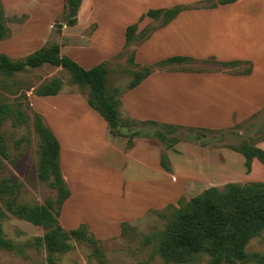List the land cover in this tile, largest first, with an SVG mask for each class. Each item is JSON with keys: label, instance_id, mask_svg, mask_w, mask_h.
I'll use <instances>...</instances> for the list:
<instances>
[{"label": "rangeland", "instance_id": "obj_1", "mask_svg": "<svg viewBox=\"0 0 264 264\" xmlns=\"http://www.w3.org/2000/svg\"><path fill=\"white\" fill-rule=\"evenodd\" d=\"M136 1L138 2L135 6L144 13L150 8H155L148 6L150 3L162 0H134ZM179 1L181 4L178 5H182L183 2L186 6L183 10H186L189 7H209L216 0H195L188 4L187 0ZM119 2L121 6L124 4V0ZM36 3L35 0H0V13H3L4 23L9 29L6 37L0 41V53H5L13 59L24 58L31 53L30 41L34 37L31 26L36 23L32 19V8L37 6ZM250 4H253L255 9L262 8L264 11V3L258 6V1L255 0L238 6L236 11L250 12L248 7ZM175 5L166 4L161 7L167 8ZM262 13L259 23L262 22L264 25V12ZM57 20H60L62 25L64 15L62 14L49 26V37L46 44L86 42L87 36L94 28L91 24L77 37H64L63 25L59 28ZM162 23V16L153 20H145L143 22L144 34ZM155 30L151 31V34ZM141 41H134L119 53L105 60L108 67L105 84L108 93L113 94L115 99H120L129 90L136 77V70L147 63L137 65L132 59V51ZM241 41L246 46L254 48L258 44L259 49H262L263 44V49L254 53H251L249 49L247 54L253 55L254 58L241 59L243 63L235 68L225 67L216 64L215 60H210L208 63L200 61L174 63L169 65L168 69L182 72L213 71L238 75L235 72L245 70L250 65H252L253 72L255 67L253 59L258 60L257 62L262 67L261 64L264 65V37L262 40L260 35L249 33ZM23 42L31 46L28 47ZM168 51V47H163L154 54L167 55ZM231 53L237 55L240 52ZM170 70L155 71L169 72ZM55 78L62 81L60 91L63 93L77 92L85 98L91 95L90 86L76 83L72 74L61 66L45 63L38 67L17 71L13 75L0 72V98L13 110L12 115L3 122L1 127L7 146V157H4L0 164V208L5 211V215L0 218V236L9 243V246L10 244L12 246L6 247L0 244V264H50L48 262L49 251L39 242V239L50 228L35 225L16 216L7 210L6 203L12 198H15L18 204L27 205H42L49 201H56L57 189L52 187L49 181L39 177L41 139L35 128L37 110L32 103L36 89L41 84ZM256 86L258 90L260 83ZM155 88L158 94L161 93V98L154 99V101L150 98V101H160L163 105L165 103L169 105L165 114L166 118L179 116V113L175 111L176 100L185 99L184 103L189 109H195L192 104L195 101L192 92L196 90L193 80L164 81ZM232 98V101L228 103L233 107L239 106L235 97ZM83 100L74 105L76 109H73L71 105V107L64 108L68 106L64 104L60 107L62 112H51L60 130L61 145L65 148V171L75 193L73 202L61 208L58 220L66 229L87 224L89 227L87 235L94 234L98 241L93 244L86 239H70L68 249L53 253L55 262L58 264H101L99 262L102 258L110 264H212L211 256L205 252L196 254L190 261L166 262L158 252L155 236L158 232L164 231L169 221L174 219V207L179 206L181 198L189 200L208 187L222 188L228 182L240 184L253 181L264 182V165L256 160L252 164L251 171L248 172L244 164V156L231 148L242 142L264 148V106L255 114L253 113L254 115L251 114L253 116L242 119H239L237 113L233 112L232 123L217 126L205 125L206 121L201 122V125H191L154 119L149 120H154L157 124H149L140 123V121L149 120L137 118L140 121L134 124L133 119L122 110L120 100L118 109L121 125H124L122 130L129 133L133 130H140L145 136L136 137V139H144L155 147L160 152L159 156L158 151L147 150L143 147L134 153L124 152L122 142L118 138L109 140L107 130L104 132L105 120L102 115L94 108L92 110L94 114L87 112L85 106L80 105L87 103L84 98ZM44 106L41 105V107ZM180 116L191 117L189 114ZM213 121L216 123V120ZM162 123L184 127L171 128ZM186 127L203 129L192 130ZM159 131H167L168 137H176L181 141L174 147H168L167 143L164 144L160 138H157ZM161 154L169 159L172 169L170 172L165 170L166 175L164 176L161 173L163 167L159 165ZM2 187L6 188L7 192L3 191ZM140 199H145L147 202L159 199L164 203L146 208L131 220H124L126 223L121 227L122 222L118 223L119 217L128 212L129 207H142L137 201ZM54 207L58 209L57 205ZM104 222L106 226H110L108 231L102 228ZM245 249L249 253L264 254V228L249 240ZM255 261L256 259L247 264H254Z\"/></svg>", "mask_w": 264, "mask_h": 264}, {"label": "crops", "instance_id": "obj_2", "mask_svg": "<svg viewBox=\"0 0 264 264\" xmlns=\"http://www.w3.org/2000/svg\"><path fill=\"white\" fill-rule=\"evenodd\" d=\"M35 1H37V6L32 8V19L36 22L31 26L33 27L31 29L34 36L30 41L32 46L29 43L23 42V44L26 43L28 47L31 46V52L46 45L49 37V26L64 14L66 3V0ZM119 1L120 0H82L77 13L76 24L67 25L63 22L62 33L64 37H77L91 24L94 25V28L87 36L86 42L59 43L61 53L71 56L85 68H90L122 51L126 44V27L130 23L136 22L143 13L141 12L142 10H138L135 6L138 1L124 0L122 6ZM187 1H189L187 2L188 4L195 0ZM248 1L250 0H237L233 3L218 4L215 7H189V9L178 12L167 24L157 27L146 40H142L144 42L141 41L142 43L140 42L136 45L135 49H133L135 51V62L140 64L145 62L153 63L173 55H186L196 59H210L215 57V59L221 61L241 60L243 58L247 59L248 57L254 58L253 55L247 54V51L249 49L252 51L251 53L257 50L260 51L263 49V44L262 49H259L258 44H256V48L249 47L246 46L241 39L246 34L255 33L260 35L263 40L264 25H262V22L259 23V19L264 11L262 8L255 9L253 4L248 6L250 12L236 11L238 6ZM255 1H258V6L264 3V0H262V3L261 0ZM166 4L178 5L181 4V2L179 0H176V2L175 0H170L169 2H167V0H162L160 2L150 3L148 6L164 9V7L161 6H166ZM145 20H153V18L146 16L139 23L137 32L143 29V22ZM163 47L169 48L167 55L164 53L160 55L154 54L158 49H162ZM231 52L240 53L236 55ZM253 60L255 67L253 72L251 71L248 74L232 75L224 72H202L199 70H194L192 72L175 70H170L169 72H152L140 84L121 96L122 110L131 118L135 119L168 120L191 125H201V122L205 121V125L211 126L230 124L233 122L231 118L233 112L237 113L239 119L249 117L264 106V65L261 64V67L257 62L258 60ZM171 80H178L179 82L193 80L196 86V90L192 92V97L195 99L192 104L195 106V109L192 108V110H190L184 103L185 99L176 100L175 111L179 113L177 118H166L165 114L169 108L167 103L163 105L160 101H150V98H152L153 101L154 99L158 100L161 98V93H157V88H155V86H160L164 81L167 82ZM259 83L260 88L258 87L257 90L256 85L259 86ZM82 96V94L77 92L63 93L61 91L56 95L35 94V99H33L32 102L33 106L37 112L44 116L46 122L55 133V136H57L60 144H62L61 136H59L60 130L51 112H62V108L60 107L64 106V104L68 105L64 106V108H68L71 105L73 109H76L74 105H76L77 102L84 101V98L87 103H81L80 105H84L87 112L90 111L94 114V111H92L93 108L89 105L87 98L84 96L82 98ZM232 97H235L239 106L233 107L232 104L230 105L228 103L232 101ZM41 105L45 106L41 107ZM188 114L194 119L188 116ZM180 115L188 117L183 118ZM213 120H216V123ZM105 123L103 129L105 130L104 132L107 130L109 140H117L118 138L119 141L122 142L124 152L134 153L141 147L147 150L154 149L158 151L155 147L144 141V139L135 138L134 145L129 147L127 138L111 134L106 120ZM64 151L65 148H62L61 145L60 163L63 176L71 190V195L67 198L62 207L70 205L75 196L73 185L69 182V176L65 171L66 160ZM158 153L160 156L159 151ZM256 160L257 159H254L253 163ZM159 165L161 167L160 160ZM161 173H163V176L166 175L164 168L161 169ZM166 191L169 192L168 189H166ZM137 201L142 207H129L128 212H125L119 217L118 223L124 222V220H131L148 207H156L164 203L159 199H154V202H147L145 199ZM74 221L75 220H73V222ZM103 225L102 228L106 230L110 227L106 226L105 222ZM75 227L76 226L72 228Z\"/></svg>", "mask_w": 264, "mask_h": 264}, {"label": "trees", "instance_id": "obj_3", "mask_svg": "<svg viewBox=\"0 0 264 264\" xmlns=\"http://www.w3.org/2000/svg\"><path fill=\"white\" fill-rule=\"evenodd\" d=\"M235 1L237 0H216L209 7H215L218 4L233 3ZM81 3L82 0H66L63 15L64 22L67 25L76 24L77 13ZM185 8L186 6L182 4L165 7L164 9L150 8L145 11L136 22L126 27L125 47H128L136 40L141 41L146 39L151 34V31L156 29L146 34H144V29L137 32L139 23L146 16L153 19L162 16L163 23L158 26L161 27ZM57 23L60 28L62 22L57 20ZM8 30L4 23L3 13L1 12L0 41L6 37ZM131 55L135 62L134 50ZM210 60H215L216 64L230 68H235L243 63L238 59L221 61L215 58L196 59L186 55H173L153 63H146L138 68L135 72L136 77L130 85L129 90L140 84L155 70H170L168 66L171 64L183 63L184 61L208 63ZM45 63L65 68L72 74L76 83L90 86L91 95L87 98V101L106 120L111 134L127 138L129 147L134 145L136 137L145 136L140 130H133L130 133L122 130V126L124 125H121L122 121L118 109L120 99H115L113 94H109L105 84L107 83L106 73L108 72L105 61L90 68H85L71 56L62 54L59 43L43 45L24 58L19 59H13L5 53H0V72L6 75H13L17 71H24L29 67H38ZM136 64L141 65L140 63ZM251 71L252 65L245 70L235 72V74H248ZM61 82L59 78H55L43 83L36 89L35 93L37 95H56L60 93ZM12 113L11 106L0 98V164L3 158L7 157V146L2 135L1 127L3 122ZM132 119L134 124L140 121L134 118ZM141 122L157 124L154 120ZM162 124L171 128H176V126L184 127L170 123ZM35 128L41 139L39 177L42 180L49 181V184L57 189L56 201H49L47 204L42 205H27L18 204L15 198H12L7 201L6 207L8 211L20 218L30 221L35 225L50 228L39 239V242L49 251L48 262L50 264H58L55 262L53 253L68 249V241L70 239H86L93 244L98 239L94 234L87 235L89 231L87 224L66 229L58 220L64 202L71 195V190L63 176L60 163L61 144L44 116L39 112L35 114ZM186 128L192 130L203 129L195 127ZM166 132L159 131L157 138H160L162 143H167L168 147H174L181 141L176 137H168ZM231 148L244 156V164L248 172L252 169L254 159H257L264 165V148L248 142L233 145ZM160 164L165 170L169 172L172 170L169 159L163 154H161ZM2 189L7 192L6 188L2 187ZM54 205H57L59 211L55 209ZM174 212V219L169 221L164 231L158 232L155 236L158 252L166 262L181 263L190 261L196 254L204 252L211 256L212 264H238L240 262L247 264L254 259H256L254 264H262L264 262V254L249 253L245 249L249 240L255 235H258L264 228V182L253 181L245 184L228 182L222 188L211 186L189 200L181 198L179 206L174 207ZM4 215L5 211L0 208V218ZM125 223L122 222L121 227ZM0 244L6 247L12 246V244L9 246V243L1 236ZM99 263L110 264L102 258Z\"/></svg>", "mask_w": 264, "mask_h": 264}]
</instances>
